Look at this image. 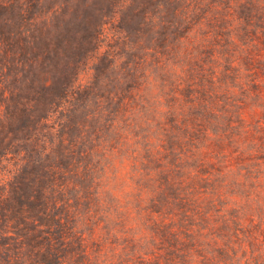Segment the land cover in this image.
Masks as SVG:
<instances>
[{"label": "rangeland", "instance_id": "374dc122", "mask_svg": "<svg viewBox=\"0 0 264 264\" xmlns=\"http://www.w3.org/2000/svg\"><path fill=\"white\" fill-rule=\"evenodd\" d=\"M9 2L0 11V33L23 34L27 43L14 47L27 52L17 81L3 76L0 87L22 88L23 95H32L26 88L31 80L39 86L62 75L69 80L68 101L79 84L85 95L103 93V79L117 84L106 50L113 46L122 54L119 64L128 53L118 39L121 28L132 40L143 31L139 46L145 48L138 54L147 56L145 72L129 119L118 114L110 123L83 110L78 146L88 153L73 162L56 158L73 164L67 182L88 187L93 177V195H76L77 187L68 184L67 198L71 223L91 249H100L99 262L170 264V255L182 258L176 247H186L191 254L185 264L264 263V0H231L230 15L218 17L214 31H175L171 14L166 31L151 29L128 0ZM187 3L175 0L171 10ZM94 29L97 41H88ZM78 50L83 58H76ZM74 96L72 101L80 98ZM0 104V139L11 130L24 137L15 131V110L1 97ZM39 132L53 141L44 126ZM21 144L26 152L18 161L31 164L43 143L27 137ZM84 167H93L91 177L83 175ZM13 171V162L3 161L0 177ZM159 224L166 234L157 232ZM202 234L215 235L219 244Z\"/></svg>", "mask_w": 264, "mask_h": 264}, {"label": "trees", "instance_id": "16d2710c", "mask_svg": "<svg viewBox=\"0 0 264 264\" xmlns=\"http://www.w3.org/2000/svg\"><path fill=\"white\" fill-rule=\"evenodd\" d=\"M9 1L0 0V11L10 7ZM128 1L132 11L135 12L134 15H140L142 21L147 20L151 29L160 25L163 31L167 30L166 18L169 14L176 19L175 31H201L204 28L214 31L218 17L228 16L231 11V7L226 5L231 0H187V4L175 5L172 10L171 5L175 0ZM220 6L223 7L218 9ZM226 6H228L227 12ZM19 11V14H24L26 9L22 8ZM180 27L182 30H178ZM119 34L118 39L125 48L127 47L128 53L118 64L122 54L114 49L110 50L113 46H109L106 50V55L113 59L109 63L116 69L114 76L118 86L111 78L103 79L101 94L92 95L89 92L85 95L86 88H80L79 84L76 90L71 91L70 96L75 99L74 94H79L80 98L77 101L72 99L68 101L65 96L69 91V80L67 81V76L64 75L57 82L53 79L49 83H40L39 86L31 80L26 84V88L32 92V95H23L25 91L22 88L13 91L0 87L3 104L12 107L18 119V127L10 128H15V131H21L24 135L20 137L11 130L10 136L4 134L0 139V167L3 161H12L14 170L11 177H0V264H103L99 262L100 249L98 251L91 249L86 235L81 231L78 233L77 227L72 225L67 198L68 184L77 187L76 195L83 192V196L93 195V191H90L94 184L93 177L88 187L78 181L67 182L65 175L72 171L68 166L73 164L63 162L61 159L56 161V158L66 157L73 162L74 159H79L81 155L88 153L86 149L81 150L78 146V141L84 139L85 120L78 121L77 116L83 110H86L87 117L98 114L99 119H106L105 121L110 123H114L118 114L122 115L124 121L128 120L129 115H125L130 110H134L133 98L139 92L136 85L144 76L143 57H147L138 54V51H143L145 48L139 46L143 31L135 33L136 40L130 39V31H125L123 27ZM22 35L12 38L9 34L0 33V79L3 76H11L16 82L21 74L22 71L17 65L23 63L22 56L27 51L24 46L14 47V45H20L21 41L27 43ZM97 38L96 29L87 36L88 41H97ZM193 50L182 53L190 54ZM80 52L81 50H78L75 54L76 58L78 56L83 58V53ZM88 57L91 58V55ZM183 62L185 63L184 59ZM29 80L27 78L25 82ZM58 113L53 123L48 124L47 121ZM43 126L52 134V140L58 143L57 148L53 149V141L49 142V137L39 132L40 127ZM27 137H38L43 143L42 151L31 156L33 158L31 164H21L18 156L26 152L21 142ZM29 150L31 153L34 152L32 148ZM8 154H11V158L7 157ZM50 157H53L54 161H50ZM92 169L93 167H84L83 175L86 178L91 177ZM157 232L166 234L160 224ZM173 234L175 236V232ZM204 236L211 238L214 246L219 244L220 239L215 238V235ZM178 241L180 240L176 239V242ZM176 250H179L182 258L179 255H170L167 259L168 263L185 264L182 261L189 258L191 251L186 247L183 249L176 247ZM212 259L216 260L215 257ZM139 263L148 264V261L140 260ZM197 263L203 264L199 260Z\"/></svg>", "mask_w": 264, "mask_h": 264}]
</instances>
